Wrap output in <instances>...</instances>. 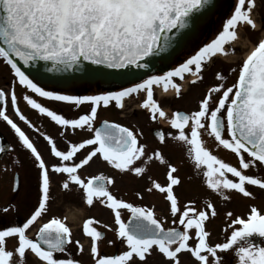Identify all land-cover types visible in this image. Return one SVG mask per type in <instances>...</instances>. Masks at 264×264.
<instances>
[{
	"label": "snow or ice",
	"instance_id": "obj_1",
	"mask_svg": "<svg viewBox=\"0 0 264 264\" xmlns=\"http://www.w3.org/2000/svg\"><path fill=\"white\" fill-rule=\"evenodd\" d=\"M260 2L264 4V0ZM208 5L209 0H0V59L10 66L14 76L8 92L0 89V118L15 131L23 148L30 150L38 167V203L22 225L0 228V264H24L28 251L41 264H81L71 256L57 258L55 255L66 252V246L72 243V230L65 220L52 217L39 225L35 238L27 235L26 230L47 210L50 172L33 142L7 115L3 106L10 95L16 114L20 120H25L17 107L16 84L42 98L77 105L90 103V111L67 119L42 106L31 95L23 96L32 109L46 113L57 125L71 127L73 131L85 128L92 131L101 104L108 106L114 101L119 106L124 98L144 91L143 106L150 110L151 119L156 120L158 114L168 121L175 132H168L167 137L186 147L197 175L203 176V182L210 190L225 199L229 198L225 196V190H234L245 197L253 196L248 186L264 190V175L247 174L246 171L264 168V36L254 42L236 67L228 69L236 73L233 83L226 86L224 71L215 72L218 83L207 88L198 101V107L190 113L175 111L169 116L153 98L154 85H162L165 90L171 87L178 97L182 85L176 82V78L184 80L189 75L193 77L191 82L196 83L202 79L206 63L229 52L235 54V48L229 49L226 45L238 39L240 26L253 31L264 27H258L252 16L257 0H234L233 10L224 20L221 30L176 67L162 74L146 75L139 82L116 90L90 95L46 90L34 82L14 59L18 58L25 65L36 61L50 62L48 70L55 72L72 70L110 79L134 77L142 74L140 70L149 69L146 58L169 47L171 37L187 25L190 14ZM214 94L218 99H213ZM202 133L214 138L217 147L235 154L238 165L226 163L214 155L205 146ZM156 136L162 144L167 142L163 131H157ZM45 139L51 145V153L58 158V162L51 165L52 172L65 176L60 182L61 188L71 191V186L75 185L89 206L99 201L114 214L116 238L126 246V250L119 254L101 255L98 241L103 233L91 226L94 223L92 218L83 221L82 230L90 237L93 264H143L154 249L169 264H180L182 251H188L197 264H221L217 250H231L235 245H239L235 247L237 264H264V246L251 240L253 235L264 238V211L250 206L246 218L237 216L231 220L227 226L231 233L225 242L210 244L207 240L209 232L205 230L208 212L197 211L191 200L181 210L174 194V186L181 181L171 163L167 164V183L161 185L152 181V188L148 191L154 188L166 194L169 211L173 217L178 216L182 230L164 228L152 208L118 199L109 191L108 185L114 183L111 176L103 173L87 178L81 176L79 170L97 156L117 170L142 174L145 167L136 166L135 162L145 157V146L138 142L137 134L131 128L105 120L103 127L94 128V135L81 142L70 143L67 150H58L51 137L46 136ZM86 146L91 150L76 162V154ZM147 159L165 163L159 149ZM136 195L142 194L137 192ZM206 207L215 216L214 205L208 202ZM121 209L130 212L127 223L121 218ZM104 227L110 228V225ZM192 230L195 233L194 245L190 244ZM9 239L13 240L11 249L8 247ZM75 244L82 251L80 241L76 240Z\"/></svg>",
	"mask_w": 264,
	"mask_h": 264
},
{
	"label": "rangeland",
	"instance_id": "obj_2",
	"mask_svg": "<svg viewBox=\"0 0 264 264\" xmlns=\"http://www.w3.org/2000/svg\"><path fill=\"white\" fill-rule=\"evenodd\" d=\"M252 16L255 19L258 27L264 25V4L257 0V6L252 11ZM222 24L219 25V29L221 30ZM238 39L234 42L226 45L227 48H235V54L230 57V60L240 61L241 58L246 55L247 50H249L254 42L264 36V27H259L258 31L250 30L244 26H240L238 29ZM217 34V33H215ZM214 34V35H215ZM233 47H232V45ZM231 53V52H229ZM191 76L186 75L184 82L182 83V89H186L188 86V79ZM197 84V83H196ZM195 84V85H196ZM203 87V85H202ZM156 92L153 93V98L158 99L162 103H164L162 109L171 116L173 111L177 108H182L184 106H194L200 100V86H194L192 89H187V93L184 98L176 100L174 99L175 90L169 87L165 90L163 87L157 88L155 87ZM99 91H103L100 88H92V90H88L86 92H75V91H67L71 94H87L90 95L92 93H97ZM66 92V91H65ZM136 97V96H135ZM138 100L135 98L133 100L132 96L124 98L121 104L123 107L118 110L116 107H98L97 117L94 121V126L99 123L100 120H112L119 124L129 126V125H137L136 132L140 134L142 139L146 142L147 136L149 135L148 129L150 125H146V114L144 110H137V104H140L145 99V96L142 94L138 96ZM128 100V101H127ZM127 106V107H126ZM90 103L77 106H62V105H53V108L56 110L63 109L60 113L65 115V118L72 119L77 118L80 114H85L90 111ZM163 124H167V120H162ZM39 121L46 123L39 116ZM94 128V127H93ZM92 135L91 131L87 128L85 129H76L73 131L71 127L65 128L63 126L53 125L51 128H45L44 131L38 130L37 142L39 152L41 157L45 160L46 165L49 166L50 172V204L49 211L44 213L41 218H39V224L44 223L47 219L52 217H57L62 220H65V223L72 230V243L66 246V252L56 254L57 258H80L86 261V264H93V259L90 254V237H88L82 230L83 221L88 218H92L94 220L93 225L99 231H102L103 237L98 241L99 252L103 255H114L119 254L120 251L126 250V246L122 244V242L116 238L114 229L116 227L114 222V214L106 205H101L99 201H94L93 205L89 206L83 199L82 191L79 190L75 185L71 186V191H65L61 188L60 182L65 178L62 174H56L52 172L51 165L58 162V158H56L51 153V145L47 143L45 137H51L53 142L57 145L58 150H67L70 143H78L81 142V139L90 138ZM141 139V140H142ZM85 149V150H84ZM75 156L76 162L79 159L83 158L81 155L84 151L87 154L90 151V147H85ZM148 151H145V157L136 161V166H144L145 171L136 175L130 173L128 171H121L114 168V166L109 165L107 162L103 161L99 156L94 157L86 166H83L79 172L83 178H87L88 176L98 175L103 173L105 176H111L114 180V183L108 185L109 191H111L118 199H123L126 202L132 203L133 205L152 208L155 211L156 218L161 222L164 228H169L173 226H179L178 219L173 218L169 212L168 201L166 200V194L160 193L156 189H152L148 191V189L152 188V181H156L161 185H165L167 183L166 173L167 168L165 164L161 163L157 159L148 160L149 156ZM164 157V156H163ZM177 156L174 154L168 153L164 160L166 161L168 158L175 159ZM175 163V161H174ZM176 175V173H175ZM177 176V175H176ZM202 176V175H200ZM200 178V177H198ZM183 190L184 192H181ZM188 190L190 192L189 195H207L212 192V190H208L205 184L199 183L198 180H193L188 177L183 180V183H180L178 186H174V194L177 196L179 203L181 204L184 199L182 196L185 194V191ZM32 192V193H31ZM140 192L142 195L137 196L136 193ZM258 192V193H257ZM255 193L257 196L261 194L259 198L255 197H247L246 203L247 206L250 204L256 205L258 208L264 210V190L258 189ZM34 195V190L31 189L30 192H25L23 190V195ZM247 209V207H246ZM76 211L78 213V218L75 221L72 218V212ZM121 218L125 221L130 213L127 209H121ZM166 211L164 216H162L161 212ZM246 215H242V218H246ZM110 225V228H105L104 225ZM231 224V220L229 219H212L208 214V219L205 221V230L209 232V236L207 240L210 244L220 243L226 241V233L227 226ZM210 226H217L215 229H210ZM190 235L192 236V240H190V244H193L195 241V233L194 230L191 231ZM79 240L80 244L83 246L82 251L78 249L75 241ZM113 241V243L109 244L108 241ZM264 243V240H263ZM78 250V251H77ZM77 252V253H76ZM218 255L221 257V264H237V257L233 254L231 250H217ZM230 258L232 260L230 261ZM179 262L180 264H197L194 258L191 257L188 251H182L179 254ZM143 264H169V261L162 257L155 249L152 251L150 255L147 256L146 260Z\"/></svg>",
	"mask_w": 264,
	"mask_h": 264
},
{
	"label": "flooded vegetation",
	"instance_id": "obj_3",
	"mask_svg": "<svg viewBox=\"0 0 264 264\" xmlns=\"http://www.w3.org/2000/svg\"><path fill=\"white\" fill-rule=\"evenodd\" d=\"M233 7H234V0H232L231 3H229V7L223 10L224 15L218 24L224 22V20L230 15L231 11L233 10ZM218 24L212 29L211 32H207L205 33L204 36L201 37V40L196 47L180 55V57L173 63V66L171 68L176 67L179 63L183 62V60L188 58L190 55H193L195 51H197L199 47H201L204 43H207L212 38H214V36L216 35L215 33H218V31L220 30ZM232 55L234 54L228 53L227 55L224 56H217L210 63H206L202 71V79L197 81L196 84L191 82L193 80V77H191L188 81L187 88L182 89L181 87L180 95L177 97L175 94L173 98L176 100H180L183 98L182 101L184 99L186 100L187 98H184L187 93L186 90L192 89L194 88V86H200V92H201L200 99H202L203 95L206 93L207 88L212 86L213 84L218 83V81L215 79L216 71H221V70L224 71V74L227 77L226 86L233 83L236 73L230 72L228 71V69L231 67H236L240 61L230 60V57ZM158 74H162V73H158ZM13 79L14 76L13 73L11 72L10 67L7 66L2 59H0V89H4L6 92H8L12 87ZM176 82L182 85L184 80H180L179 78H176ZM155 87L156 85L153 86V93L156 91ZM161 87L163 86L161 85ZM45 89L50 90L47 88ZM65 93H69V92H65ZM15 94L18 98L17 107L20 110V114H22L25 117V120L19 119V116L16 114V110L13 108L11 104L10 95L7 96L6 102L3 104V106L6 108L7 115L13 120V122L17 124L18 127L21 128L22 131L25 132V134L30 138V140L33 142L34 146L37 148L38 151H39L38 148L39 146L36 139L37 138L36 134L38 130H42L43 132L45 128L49 129V127L51 128V126L53 125L60 127V125H57L54 121H52L51 118L48 117L46 113L42 114L39 112L38 109H32L31 106L28 105L27 102L23 100V96L25 94L31 95L42 106L48 107L50 110L56 111L57 114H61L60 111H62L63 109L56 110L53 108V105H62V106H70L73 104L77 105L71 102H59L48 98L39 97L38 94L32 93L30 90L24 88L23 86H20L19 84L15 85ZM140 94L141 92L138 93V95ZM75 95H87V94L85 93V94H75ZM142 95L145 96L146 98V93ZM187 97H189L188 93H187ZM135 98L137 100L139 99L137 96ZM135 98H133V100ZM213 99L214 100L218 99V95L214 94ZM155 100L162 108L164 103H162L158 99ZM86 104H88V102H84L77 106H83ZM109 106H112V108L116 107L118 110H120V108L123 107L122 104L119 106L116 105L114 101L110 102L108 106H104L103 104L100 105V107H109ZM197 107H198V102L194 106H189V105L184 106L182 108L175 109L173 112L181 111L185 113H190L191 111L195 110ZM136 109L138 111L139 110L145 111L146 114L145 124L150 125V128L148 129L149 135L147 136L146 142L142 139L140 134L136 132L137 125L135 126L129 125L126 127L131 128L137 134L138 142L145 146L144 151H148L147 154L150 155L155 150L159 149L165 158L168 153L176 155L177 157L174 160L168 158L165 161V163H163L165 164L166 168L168 163L173 164L177 169L176 175L180 178L181 183H183V180H185L186 178L188 179L189 177L190 179H193L195 181L198 180L199 183L201 184H205L203 182L204 179L203 176L197 175V170L194 168L192 161L187 156L186 147L181 145L177 141L173 140L171 137H167L168 132H175V130L170 127L169 123L163 124L158 114L156 120L151 119L150 110L147 107L143 106V102L137 104ZM39 116L44 121L47 122L46 123L40 122ZM96 125L94 126V128L96 127ZM94 128L91 131L92 135H94ZM157 131H163L166 134V141H167L166 143L162 144L159 141L158 137L156 136ZM83 139H81V141ZM202 139L205 142V146L208 147L209 150L218 158L224 160L226 163H231L234 166L238 165V159L235 156V154L231 153L230 150H225L222 147H217L214 138L209 137L206 134L202 133ZM0 149H2L0 150V228L4 226H10L12 224L22 225V223L25 221L27 216L30 214V212L34 209V207L38 203V167L34 161V158L30 155V150H26L23 148L22 144L19 142L18 137L15 134V131L11 128L10 125H8L5 121H3L2 118H0ZM85 153L86 152L84 151L81 155L85 156L86 155ZM246 171L247 174L264 175V168L260 169L259 171H257L255 168H250ZM228 175L229 178H232L231 174ZM248 188L249 191H251L252 193L255 191L257 192V190L260 189L258 186H248ZM31 189L34 190L35 192L34 195H31L32 192L29 195H23V190L25 192H30ZM208 190L210 189L208 188ZM181 192L184 191L181 190ZM189 194L190 192L186 190L185 194L182 196L184 201L181 204L179 203L181 210L183 209L186 202L191 200L194 202L192 206L195 207L197 211L206 210L210 215V217L215 220L218 219L232 220L235 219L237 216L241 217L242 215H246V213L249 212L250 206H253V204L247 206L246 203L247 197L243 196L242 194L234 190L233 191L225 190V196L229 197L228 199L222 198L218 193H215L213 191L210 192V194L201 195V196L189 195ZM260 196L261 194L259 196H257L255 193L253 194V197L255 198H259ZM178 201L181 200L178 199ZM208 202H211L214 205V209L216 213L215 216H212L211 210L207 209L206 205ZM49 204H50V198L45 213L49 211ZM3 209H7V211L4 212L2 211ZM260 210L262 211V209ZM229 212L232 213L231 216L227 215V213ZM165 213L166 211L161 212L162 216H164ZM168 213L172 216L170 211ZM173 218L179 219L178 216ZM38 224H39V218L36 222H34L32 226L29 227L28 230H26L27 235L30 238H35V232L38 230L39 227ZM173 227H177L180 228V230H182V227L180 225ZM216 227L217 226H212V227L210 226V229L212 228L215 229ZM230 233H231V228L227 227L226 238L228 235H230ZM251 240L255 244H260L261 246H264L263 243L264 238L262 237L253 235V237H251ZM238 246L239 245H235L231 249L234 255H235V247ZM8 247L9 249L13 247L12 239L8 240ZM100 254L103 255L102 253ZM73 259L80 261L81 264H86V261L80 258H73ZM13 260L15 262L16 260L15 256ZM231 260L232 258H230V261ZM24 264H41V262L39 261L38 258L34 256V254L28 251L26 254V258L24 259Z\"/></svg>",
	"mask_w": 264,
	"mask_h": 264
},
{
	"label": "water",
	"instance_id": "obj_4",
	"mask_svg": "<svg viewBox=\"0 0 264 264\" xmlns=\"http://www.w3.org/2000/svg\"><path fill=\"white\" fill-rule=\"evenodd\" d=\"M231 1L232 0H209L208 6L200 9L198 12L190 14L187 25L171 37L169 47L156 56L146 58L145 62L149 64V69L140 70L142 74L134 77L110 79L72 70L55 72L48 70L51 67L50 62L36 61L35 63L25 65L22 61H19L18 58L14 57V59L17 60L18 65L21 66L22 70L26 71V74H28L34 82L50 90H71L82 93L92 90V88H100L105 91L114 90L118 87H124L131 83L138 82L140 79L146 78V75L163 73L169 70L180 55L190 51L199 44L201 38L195 39L199 33L198 28L201 24H204L215 10L229 7ZM191 39L195 41L191 42ZM104 121L105 120H102L96 127H103ZM125 222H128V218Z\"/></svg>",
	"mask_w": 264,
	"mask_h": 264
},
{
	"label": "bare ground",
	"instance_id": "obj_5",
	"mask_svg": "<svg viewBox=\"0 0 264 264\" xmlns=\"http://www.w3.org/2000/svg\"><path fill=\"white\" fill-rule=\"evenodd\" d=\"M225 9H226V7H223L222 9L215 10L214 13L209 17V19L204 24H201V26L198 28L199 33L197 34L195 40L204 36L205 33L212 31V29L221 21V18L224 15L223 10H225ZM195 40L191 39L190 41L194 42ZM162 120L164 121V119H162ZM78 216L79 215L76 211L72 212V218H74L75 221L77 220Z\"/></svg>",
	"mask_w": 264,
	"mask_h": 264
}]
</instances>
